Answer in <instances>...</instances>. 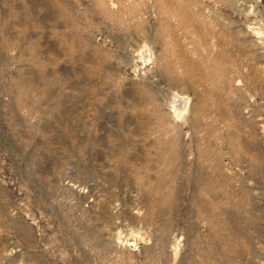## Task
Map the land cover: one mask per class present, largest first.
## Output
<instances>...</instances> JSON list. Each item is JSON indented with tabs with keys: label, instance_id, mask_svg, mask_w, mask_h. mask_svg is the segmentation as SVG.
Returning a JSON list of instances; mask_svg holds the SVG:
<instances>
[{
	"label": "rangeland",
	"instance_id": "obj_1",
	"mask_svg": "<svg viewBox=\"0 0 264 264\" xmlns=\"http://www.w3.org/2000/svg\"><path fill=\"white\" fill-rule=\"evenodd\" d=\"M0 264H264V0H0Z\"/></svg>",
	"mask_w": 264,
	"mask_h": 264
}]
</instances>
